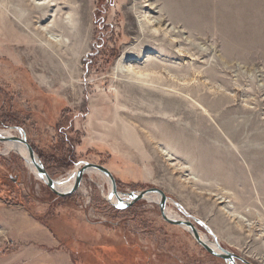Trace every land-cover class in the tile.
I'll use <instances>...</instances> for the list:
<instances>
[{
	"label": "rangeland",
	"instance_id": "374dc122",
	"mask_svg": "<svg viewBox=\"0 0 264 264\" xmlns=\"http://www.w3.org/2000/svg\"><path fill=\"white\" fill-rule=\"evenodd\" d=\"M40 1L0 0V130L23 132L53 180L103 166L119 195L160 189L172 214L264 264V0H55L84 35L50 67L26 50L27 31L54 21L37 19ZM125 51L146 77L114 75ZM110 191L92 174L60 198L0 153V202L45 227L68 264H229L159 204L117 210Z\"/></svg>",
	"mask_w": 264,
	"mask_h": 264
},
{
	"label": "bare ground",
	"instance_id": "6f19581e",
	"mask_svg": "<svg viewBox=\"0 0 264 264\" xmlns=\"http://www.w3.org/2000/svg\"><path fill=\"white\" fill-rule=\"evenodd\" d=\"M36 1H38V0H33L34 3H36ZM35 10L38 12V17H37L38 20L46 22V20L50 17V18H54V21L48 26L40 25V26H38V28H35L36 29V33L34 30L35 34L30 33L29 31L26 30L30 37L27 36L25 38V40H28V42H30L32 44L26 48V50L29 51L28 54L34 56L35 58L37 57V59L40 60L45 66L55 64L57 60H60L63 57H66V56L68 57L71 55L74 56L75 51L74 52L70 51L69 50L70 46L76 45V46L80 47L82 40H83L82 37L84 35L81 28H80L81 26L78 29V24H76L77 21L71 22V18H65L64 17L65 15L62 14L63 12H62L61 8L59 7V5H57V1H55V0H49V1L41 0L40 2L35 4ZM66 16H69V14H66ZM140 24L143 26L142 23H140ZM154 24L155 23L152 21V19H150V18L147 19V25L148 26L151 27ZM73 28H76L75 32L72 31ZM147 29H148V27H147ZM22 31H24V30L22 29ZM26 31H24V32L26 33ZM66 37L69 39V41H70L69 43L67 40H64V38H66ZM36 43H38V44H36ZM81 49H82V47H81ZM70 52H72V54ZM129 60H130V53H129V51H125L123 58L118 62V65L114 70V75L115 76L123 75V76L127 77L128 79H131L129 77H132V76H135L138 79L146 77L141 71L138 70V68L133 67L132 65H129L128 64ZM53 68H54V66H53ZM136 94H138V93H136ZM172 105H173V103H172ZM177 131H179V129ZM15 132L21 134L20 135L21 138L26 139L24 133L21 132L20 130L19 131H16V129H14V130H12V129L0 130V153H2L4 155H8L12 152L20 154L22 156V158L26 161L27 167L36 175V177L40 181H43L44 184L46 185L47 180L39 177V174L35 168L33 161L31 160V158L29 156V153H28L26 147L22 143L16 142L13 140L14 137L12 135ZM83 165H84L83 163L77 165L75 167V169L69 173L67 178H63L61 180H56L55 181L56 190L60 193L71 192L75 186L77 173L80 171V169L83 167ZM92 174H97V175L103 176L104 179L108 182V184L111 187V181L106 176H104L100 172H97L94 170H89L87 172V175H92ZM145 200L159 204L161 201V197L158 195H147L145 197ZM128 201H129V198L124 196V195H117V196L113 197V199H112L113 204L120 205V206L126 204ZM165 213H166V216L168 217V219H170L172 221H185V219L180 218V217L172 214L168 207H166ZM182 228L185 229L186 231H188L189 234L194 236V233L191 229L187 228L186 226H183ZM197 232H198V235L201 238L203 243L212 247L218 253H221L219 251V249L217 248L215 243L211 242L208 239V237H206L204 234L199 232L198 229H197ZM220 246L222 247V245H220Z\"/></svg>",
	"mask_w": 264,
	"mask_h": 264
},
{
	"label": "crops",
	"instance_id": "0c3cea01",
	"mask_svg": "<svg viewBox=\"0 0 264 264\" xmlns=\"http://www.w3.org/2000/svg\"><path fill=\"white\" fill-rule=\"evenodd\" d=\"M0 218V264L69 263L55 256H61L58 242L25 211L7 208L0 202ZM8 246L13 249L5 250Z\"/></svg>",
	"mask_w": 264,
	"mask_h": 264
},
{
	"label": "water",
	"instance_id": "95a60500",
	"mask_svg": "<svg viewBox=\"0 0 264 264\" xmlns=\"http://www.w3.org/2000/svg\"><path fill=\"white\" fill-rule=\"evenodd\" d=\"M16 142H20L22 143L28 153L29 156L31 158V160L33 161L35 168L39 174V177L46 179V185L48 186V188L58 197L60 198H64V197H68L71 196L75 193H77L83 183L84 180V176L87 175V172L89 170H94L97 172H100L101 174H103L104 176H106L110 181H111V191L109 193V196L107 197V201L117 210H126L128 208H130L131 206H133L134 204H136L137 202H140L142 200H145V197L147 195H158L161 197V201L159 203V207H160V211H161V215L162 218L164 219V221H166L167 223L173 225V226H178V227H183L186 226L187 228L191 229L194 233V236H192L195 241L203 248L205 249L209 254H211L214 257H218L221 258L223 260H225L226 262L230 263V264H236V261L239 260L245 264H249L247 261H245L244 259H242L241 257L235 255L234 253H231L230 251L224 249L223 247L220 246V244L215 241V244L217 246V248L219 249V251L221 253H218L217 251H215L212 247L208 246L207 244L203 243L201 238L198 235L197 229L194 225V223L190 220H185V221H172L170 219H168V217L166 216V207H167V203H168V198L165 194V192H163L160 189H149L143 192H139V193H131L128 195H124L126 197L129 198V201L120 206V205H115L112 203V199L113 197L119 195L120 193H118L117 191V183L115 180V177L113 176V174L105 167L100 166V165H95V164H89V163H85L83 165V167L80 169V171L77 173L76 176V182H75V186L73 188V190L69 193H60L56 190L55 188V180H53L51 178V176L49 175V173L47 172L44 164L42 163V161L40 160V158L37 156V154L35 153V150L33 149V147L31 146V144L23 138H19L16 137L13 139ZM123 195V194H122ZM195 223H200L199 220H197L196 218H191Z\"/></svg>",
	"mask_w": 264,
	"mask_h": 264
}]
</instances>
